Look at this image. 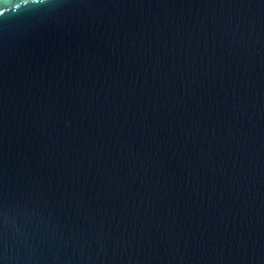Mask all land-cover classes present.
I'll return each mask as SVG.
<instances>
[{
	"label": "water",
	"instance_id": "water-1",
	"mask_svg": "<svg viewBox=\"0 0 264 264\" xmlns=\"http://www.w3.org/2000/svg\"><path fill=\"white\" fill-rule=\"evenodd\" d=\"M0 264H264V0H0Z\"/></svg>",
	"mask_w": 264,
	"mask_h": 264
}]
</instances>
